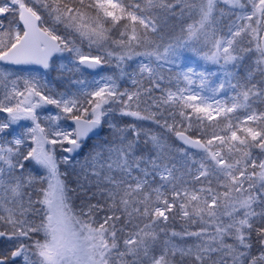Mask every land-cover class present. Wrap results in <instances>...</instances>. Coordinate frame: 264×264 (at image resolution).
<instances>
[{
  "label": "snow or ice",
  "instance_id": "1",
  "mask_svg": "<svg viewBox=\"0 0 264 264\" xmlns=\"http://www.w3.org/2000/svg\"><path fill=\"white\" fill-rule=\"evenodd\" d=\"M193 11L198 19L183 29L186 38L162 51L150 39L157 31L151 13ZM8 15L15 19L5 24ZM56 25L98 54L57 34ZM201 39L211 45L202 57L219 66V83L210 79L216 72L188 67L177 77L186 87L161 89L160 62L175 66L185 47L199 54L190 42ZM63 53L70 54L68 63H57ZM134 57L148 62L128 72L125 64ZM113 60L118 75L72 79ZM0 61L45 70L12 79L14 73L0 68V113L6 114L0 119V264H264V111L252 107L264 102V0H143V7L122 0H0ZM51 72L59 81L67 76L66 91L47 79ZM125 76L133 90H121ZM226 87L234 94L217 100ZM154 89L164 95L152 99ZM145 97L151 103L141 109ZM48 105L56 115L40 114ZM164 106L177 109L168 113L172 123L151 111ZM116 113L162 125L199 149L200 159L180 149L178 160L159 134L121 125ZM194 127L203 135L211 129L210 137L188 135ZM93 139L83 162L77 160ZM77 164L76 188H70L61 165L75 171ZM69 193L81 197L78 209ZM177 215L185 221L181 231L168 226Z\"/></svg>",
  "mask_w": 264,
  "mask_h": 264
},
{
  "label": "rangeland",
  "instance_id": "2",
  "mask_svg": "<svg viewBox=\"0 0 264 264\" xmlns=\"http://www.w3.org/2000/svg\"><path fill=\"white\" fill-rule=\"evenodd\" d=\"M130 3H141V6L143 7V0H136V2H134L133 0H130L129 4ZM177 11H178V9H177ZM151 15H153L154 19H156L157 31L155 33L150 32L149 37L151 40H152V38L156 39L158 36L160 37V39L162 37L161 40H163V42H162V44H160L161 45V49H160L161 51L163 49V46H165L169 43H173L174 41H176V39L178 37L180 39L186 38L187 34L185 31H183V29H185L189 23H193L196 19H198V16H197L195 11H193L191 15L187 14V12H186L182 17L167 15L164 13H151ZM228 23H229V20L225 19L222 22V26H226ZM48 26L51 27L50 23H48ZM119 30H120L119 26L117 29L113 30L112 36L114 38H117V39L119 38V36H118ZM226 31H227V29H226V27H224V31L220 32L219 34L223 35L224 32H226ZM57 34H59V33H57ZM69 35H71L72 39L77 40V42H76L77 45L85 53L91 52V54H98L95 47H93L92 49H89L88 42L86 40L81 41V39L77 38L76 35H74V34H69ZM190 43H191L192 47L199 50V54L191 51L188 47H185V48L181 49V59L177 62V64L175 66L164 64L163 61L160 62L161 64H163V67L161 68L160 72L162 71L166 76V79L163 82H161V89L167 88V89H171L172 91H176L177 88L186 87V82H184L182 78L178 79L177 77L180 73H182L183 71H186L188 67L195 68L197 72H199L201 70L206 71V72H216L217 75L211 77L210 79L213 82V84L219 83L220 79L222 78V74L220 72L219 66L212 64L211 62L205 61L202 57V53L209 52L211 45L209 44V45L205 46L202 39L200 41H191ZM242 46L246 47L247 44L244 43ZM142 50L143 49H137V51H142ZM69 55H70L69 53L59 54V57H62L63 59L58 58V63H61V62L68 63ZM142 60L145 63L148 62L147 59H145L144 57H134L131 61H128L125 64L126 71L132 72L133 70H137L139 63ZM0 68H4L6 71L14 73V75L11 77L12 79H15L16 76H26L29 72H33V71L43 72L41 70H35V69H28L27 70V69H22V68H14V67H11L9 65H3L1 63H0ZM118 71L119 70L115 68V60H113L112 64L108 65L107 68L105 65H103L102 69L100 71L93 72L92 76H90V77L83 76L81 78L87 79V80H91V79L95 78V79L99 80L101 76L118 75ZM47 79L49 80L48 74H47ZM49 81L51 82V80H49ZM233 82H235V81H233ZM118 83L121 86V90H123L125 88L132 90L134 87L131 83V80L126 76L121 78L118 81ZM192 87L194 90H198V81H197V84L193 85ZM156 90H157V92H154V95H153L154 99L160 97L161 95H164V93L161 90H159V89H156ZM203 94L209 95L210 93L205 92ZM233 94L234 93L232 92V90L226 87L223 91L216 93L215 98L217 100L227 101L228 98L231 97ZM2 96H3V93H2V91H0V99H2ZM252 107L254 109H256L257 112L264 111V102L255 101L254 103H252ZM142 108H143V106H141V109ZM176 111H177V109H176ZM57 112H58V109H56L54 105H48L43 110H41L40 114L42 116H46L49 114L56 115ZM235 115H238L242 119L243 116L245 115V113L243 111H239ZM5 116H6V114L0 113V119H3ZM176 117H179V116H176ZM20 123L24 127H30L31 126L30 121H21ZM130 123H137L138 127L147 128L146 126L142 125L141 121H137L136 118H134V117L132 120H129L126 124H130ZM162 123H163V121H162ZM184 124H185L184 126H186V122H184ZM68 125H70L68 121L67 122L61 121L62 127H67ZM147 125H148V123H147ZM161 128L164 129L162 127V125H161ZM205 130H211V129H205ZM173 135H174V133H173ZM209 137H210V135H207V137L204 139H207ZM173 139L176 140L175 135H174ZM167 145L172 150L171 154L174 156L178 155L180 153L179 152L180 149L186 148L183 145H180L178 143V141H177V143L171 141L170 143H167ZM87 153H88V151H86L85 154H83V155H78L76 157V159L83 162L84 157L87 155ZM254 155H258V151H254ZM57 156L58 157L60 156L59 151H57ZM191 156L194 157V154ZM33 171H35V169H33ZM61 171L69 173L68 178L66 180L67 185L70 188H76V174L79 172V165L78 164L76 165L75 171H72L71 169H69L65 165H61ZM90 179H92V178L90 177ZM212 186L216 187V182L214 184L212 183ZM36 187L38 188V187H40V185H36ZM222 190H225V189L224 188L218 189V191H220V192H222ZM30 191H31V189H30ZM36 196H37V194L35 192H33V199H35ZM69 196L72 197V199L70 200V203H72V205L75 209H78L79 207H76V205L77 204L80 205L81 197L78 194H73V193H69ZM30 219H36L38 222V218H36V217H30Z\"/></svg>",
  "mask_w": 264,
  "mask_h": 264
},
{
  "label": "trees",
  "instance_id": "3",
  "mask_svg": "<svg viewBox=\"0 0 264 264\" xmlns=\"http://www.w3.org/2000/svg\"><path fill=\"white\" fill-rule=\"evenodd\" d=\"M129 1H130V0H122V2H124L126 5L129 4ZM133 1L136 2V0H133ZM14 19H15V17H13L12 15H8V17H7V19L4 21V23L7 24L9 21L14 20ZM49 23H50V25H51V22H49ZM122 23H123V22H122ZM51 26H52V25H51ZM55 27H56V29H57V33H59L60 35H66V34L69 35V34H71L70 32H66V31H65L63 25H56ZM76 37L79 38L78 36H76ZM161 39H162V37H161ZM161 39H160L159 36H158L156 39L152 38V40L155 41V42L158 43V44H162L163 40H161ZM75 41L77 42V40H75ZM58 57H59V56H58ZM56 62L58 63V58H57ZM244 63H245L246 65L249 64V63H250V59L246 58V60H245ZM105 66H106V68L108 67V65H105ZM92 75H93V74H91L90 72L86 71V73H85L84 76H85V77H90V76H92ZM161 75H163L164 78L166 79V76H165V74H164L162 71H161ZM48 76H49V79L51 80L52 84L56 87L57 91H66V86H67L68 83H69L67 76L64 78L63 81H59V80L56 79V77H57V73H56V72L48 73ZM80 78H81V76H79V74H77L76 76H73V77H72V79H80ZM257 78H258V77H257ZM165 79H164V80H165ZM144 86H145V87H148V86H149V82H148L147 80L144 81ZM134 87H135V86H134ZM134 87H133V89H134ZM133 89H132V90H133ZM154 92H157V90L154 89L153 92L150 94L152 99H154V97H153ZM143 99L146 100V103H143V104L141 105V106H143L142 109L146 108V107L148 106V104L151 103V99H148L147 97H145V98H143ZM151 111H153V112H158V116H157V118H158V119H161V121H163V119L166 118V119L168 120L169 123H172V122H173V121H172V118L169 117L168 113H169V112H172V111H176V109H175V108H172V107L164 106V107H163L162 109H160V110H158V109L155 108V107H152V108H151ZM160 112L163 113L162 116L159 114ZM145 114H147V113H145ZM237 116H238V115H237ZM113 119H114L115 122H118L119 124L124 125V124H126L129 120H132L133 117H120L119 113H116V114H114V118H113ZM180 120H181L180 117H176V121H180ZM145 122H146V123H145ZM141 123H142L143 126H146L148 129H151L152 132H154V133H156V134H159V135L165 140L166 144H167V143H170L171 141L177 143V141H176L175 139H173V137H174L173 133H172V132H169V131H168L167 129H165V128L162 129V128H161V125H156V124H155L153 121H151V120H143V121H141ZM147 123H148V125H147ZM184 125H185V124H184ZM177 126L180 127L179 124H178ZM204 131L207 132L208 135L211 134V130H204ZM189 133H190V134H194V135H196V136H199V137H201L202 139L207 137V135H203V134H201L199 131H197L195 127H194L191 131H189ZM105 135H107V133H105ZM93 142H94V139H93V140H90V141L88 142V145L82 150V152H81L79 155H83V154H85L86 151H89V149H90V147H91V145H92ZM185 149L187 150V152H188V154H189L190 156L194 154V157H193L194 159H197V160L200 159V155H201V154H200L199 151H196V150H193V151H192V150H190V149H188V148H185ZM175 156H176V158H177L178 160L183 158V156H182L180 153H179L178 155H175ZM215 182H216V181L213 180V184H214ZM153 186L155 187L156 185H153ZM223 191H225V190H222V192H223ZM76 207H79V205L77 204ZM174 211H175V210H174ZM184 225H185V221H183V220L179 217V215H177V217H176L175 220H173L171 217H170V219H169V225H168V226H169L170 228L175 229L176 231H181ZM198 226H199V225H189L188 227L190 228V230H193V231H194V230H197ZM177 242H178V243L180 242L179 239H177ZM188 242L191 243L190 240H189Z\"/></svg>",
  "mask_w": 264,
  "mask_h": 264
},
{
  "label": "water",
  "instance_id": "4",
  "mask_svg": "<svg viewBox=\"0 0 264 264\" xmlns=\"http://www.w3.org/2000/svg\"><path fill=\"white\" fill-rule=\"evenodd\" d=\"M1 63H3V64H6L5 62H2V61H0ZM10 65V64H9ZM11 66H14V67H22V68H26V69H28V68H36V69H42V67L41 66H39V65H11ZM103 67V66H102ZM102 67H100V68H98V69H95V70H89V71H94V72H97V71H100L101 69H102ZM43 70V69H42ZM70 123H71V121H69ZM188 134V133H187ZM188 135H190V134H188ZM196 137V136H195ZM178 140H179V138H177ZM179 142L180 143H183V141H181V140H179ZM184 144V143H183ZM185 145V144H184ZM188 147H190V148H194V147H191V146H189V145H187ZM196 149V148H195ZM197 150H199V149H197Z\"/></svg>",
  "mask_w": 264,
  "mask_h": 264
}]
</instances>
